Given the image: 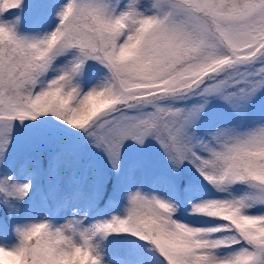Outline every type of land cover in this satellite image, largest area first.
I'll list each match as a JSON object with an SVG mask.
<instances>
[{"label":"snow or ice","instance_id":"6c2138e0","mask_svg":"<svg viewBox=\"0 0 264 264\" xmlns=\"http://www.w3.org/2000/svg\"><path fill=\"white\" fill-rule=\"evenodd\" d=\"M24 5L0 0V207L9 219L34 190L31 162L20 165L26 181L5 168L14 129L40 117L81 133L117 173L126 141L151 139L169 166L154 182L175 193L171 177L191 166L203 181L184 189L189 215L207 219L188 223L172 198L138 188L123 217L92 222L76 203L85 178L61 195L56 177L43 203L58 200L57 214L71 215L18 225L19 243L0 246V264H101L96 238L112 234L152 245L159 264H264V113L245 123L264 96V0H66L56 27L37 36L19 31ZM92 67L102 79L85 85ZM217 102L239 121L205 122ZM42 134L56 138L55 128Z\"/></svg>","mask_w":264,"mask_h":264},{"label":"trees","instance_id":"16d2710c","mask_svg":"<svg viewBox=\"0 0 264 264\" xmlns=\"http://www.w3.org/2000/svg\"><path fill=\"white\" fill-rule=\"evenodd\" d=\"M65 2L66 0H43L38 5V11L29 15L31 3L25 0L23 11L19 13L20 24L18 27L20 33L37 36L53 30L58 23L57 13L60 10V5ZM16 14V10H13V15ZM96 72V67H92L88 74V80ZM102 76L103 73H97L94 83L99 82ZM261 113H264V109L245 123L250 124ZM49 119V122H52V119L55 118L49 117ZM204 120L212 123H235L233 119L221 114ZM47 129L52 128L48 127ZM64 129L67 132L69 130L67 126ZM71 137L75 139L77 135ZM57 144H60L57 140H54L52 145L46 144V148L41 151L38 159L33 156H27L21 162L8 159V163L5 165L6 170L17 174V178L21 181H25L27 173H19L20 165L26 161L31 162L32 167L35 169L32 176L34 190L31 193V200H25L21 205V213L13 219L10 220L7 210L0 207V218L4 220L6 231L3 240H7L12 235H17L15 229L18 225L22 226L32 221L34 215L32 214V209L36 206V194L38 192L41 193L43 198L48 196L49 189L56 177L61 178V187H64L65 194L69 195L71 194L69 181L76 176L85 178L83 195L76 203L81 211L87 210L91 219L99 216L101 220H105L106 217L111 219L115 215L112 214L114 209L115 211L119 210V213L115 216L123 217L125 215L127 191L131 189V186L136 181H139L141 183L140 186L149 192L156 191L167 198H172L174 202L180 205L177 212L190 209L191 203L184 192L187 185L196 183L197 180L203 181V178L199 177L191 166L185 165L179 174L171 177L176 187V192L172 193L154 182L156 177L169 171L168 163L160 155L147 154L142 163L132 161L117 173L108 161H106L104 167L97 168L83 149H80L79 152L77 149H71L66 146L60 149L59 146L56 147ZM59 153H64V155L57 159ZM203 183L208 189L204 195L208 196L212 190L210 186H207L206 181ZM97 184H99L98 192L96 190ZM249 211L258 214L255 213L254 209H249ZM108 237H110V240L104 241V245L98 250L114 253L122 259L123 264H159V254L147 242L141 241L130 234H112Z\"/></svg>","mask_w":264,"mask_h":264},{"label":"rangeland","instance_id":"374dc122","mask_svg":"<svg viewBox=\"0 0 264 264\" xmlns=\"http://www.w3.org/2000/svg\"><path fill=\"white\" fill-rule=\"evenodd\" d=\"M42 1L43 0H27V2L31 3V7L29 9V15H32L33 13L38 11V5ZM90 69L91 68L87 70V75L84 77L85 85L93 84L96 79L97 72L95 77L92 76L91 79L88 80V74ZM263 109H264V96H261L254 102L252 109L250 110L248 120L253 116L259 114ZM217 114H221L227 118L233 119L235 122L239 121V117L234 116L226 105L220 104L219 102L213 104V106L209 109L204 119L208 117H213ZM39 120L40 123L33 121H26L22 125L19 123L17 124L16 128L14 129V133H13L14 139L9 150L8 159H13L18 162H21L27 156H33L36 159H38L41 151L44 148H46V144L52 145L54 140H57V142H60V144H57L56 147L59 146L60 149L65 146L71 149H77L78 152L80 149H83L85 154L88 155L89 158L92 160L93 165H95L97 168L104 167V164L106 163V161H108L102 152L90 146L87 138L84 137L81 133H78L72 129H69L67 132V130L64 129V127L66 126H63L62 128H56V125L59 124V122L55 121V119H52V122H49L50 120L49 117H40ZM48 127L52 129L55 128L56 130L55 139L44 138L42 134V130L47 129ZM74 135H77V137L75 139H72L71 136ZM150 153L160 155L164 159L159 147L151 139L146 140L144 145L142 146L138 145L136 142L132 140L126 141L122 151L121 169H123L128 163L132 161L142 163L144 157ZM140 184L141 183L139 181H136L135 184L131 186V189L129 191H135L139 188L145 194H155L167 198L162 193H158L156 191L149 192L147 189L140 186ZM64 194H65V189L64 187H61V195ZM35 199H36L35 207H38L39 212L38 214L33 215L32 221L39 219V216L43 215L47 217L48 220L53 224H63L65 222V219L69 215H71V213L67 210H62L60 211L59 214H57L58 209L60 207L58 200H51L49 201L48 205L45 206L43 203L44 198L39 192L36 194ZM190 211H191V206L190 209L179 211L176 213V215L183 218V220H185L186 222L196 225H201L202 221L207 219V218H197L191 216L189 215ZM118 213L119 210L115 211V209L112 212V214L115 215H117ZM97 220L102 221L99 216H96L93 219L89 217V221L94 222ZM105 220H108L107 217ZM108 240H110V237H106V238L97 237L95 242L98 245V249L104 245L103 244L104 241H108ZM18 243H19V239L17 235H12L8 237L7 240H0V246L15 247L18 245ZM99 254L101 256V264H123L122 259H120L110 251H104V252L99 251Z\"/></svg>","mask_w":264,"mask_h":264}]
</instances>
